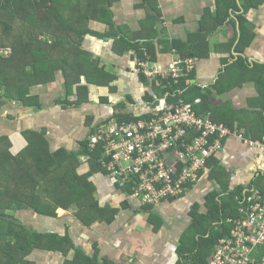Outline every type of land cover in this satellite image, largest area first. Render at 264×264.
Listing matches in <instances>:
<instances>
[{
  "label": "crops",
  "instance_id": "crops-1",
  "mask_svg": "<svg viewBox=\"0 0 264 264\" xmlns=\"http://www.w3.org/2000/svg\"><path fill=\"white\" fill-rule=\"evenodd\" d=\"M111 12V23L92 21V33L82 42L88 58L110 76L109 85L89 84L83 77L69 93L64 74L57 72L55 82L32 88L41 109L5 107L0 136L9 135L14 155L27 144L24 130L44 131L53 150L77 152L97 125L123 111L120 105L126 106L123 112L137 115L154 113L165 102L159 98L153 105L147 99L154 89L135 73L138 52L127 46L149 45L151 66L162 71L179 53L192 55L190 49L195 48L197 65L188 80L189 96L200 102L203 114L210 113L233 132L209 160L196 188L181 200L144 207L115 179L98 172L92 176L96 198L118 211L112 223L88 227L78 219V209H58L57 218L42 216L43 230H36L68 235L75 246L68 259L79 249L90 258L97 255L102 264H188L177 249L192 224V210L199 206L206 211V198L212 193L223 198L264 188V147L250 143L264 140V0H112ZM176 41L185 43V53L170 48ZM81 86L88 87V101L77 106ZM90 169L83 163L80 173ZM37 254L51 255L50 264L67 259L61 252Z\"/></svg>",
  "mask_w": 264,
  "mask_h": 264
},
{
  "label": "trees",
  "instance_id": "trees-1",
  "mask_svg": "<svg viewBox=\"0 0 264 264\" xmlns=\"http://www.w3.org/2000/svg\"><path fill=\"white\" fill-rule=\"evenodd\" d=\"M111 6L112 0H0V121L8 104L41 109V99L31 93L32 88L55 82L57 72L64 74L69 93L74 92L83 77L89 84L109 85L110 76H104L98 64L88 58L82 42L85 36L92 33V21L111 23ZM184 44L176 41L170 48L185 53ZM148 47L139 44L127 46L138 52L135 73L154 89L153 96L149 95L147 99L153 105L154 102L159 103V98L167 103H175L179 99L189 103L197 101L195 96H189L187 78H181L175 84L173 80L169 82L164 78L167 70L159 69L160 74L153 77L137 72L142 62L150 63V66L154 63V56L149 54ZM194 49H190L192 55L179 53V57L195 58ZM4 51H9L8 55ZM154 85L160 89V97L155 94L157 89ZM87 91V86L78 88L79 99L75 105L88 101ZM199 104L195 108L203 114ZM119 107L124 111L126 106ZM123 111L114 117L121 123L150 121L157 117L161 108L150 114L133 115ZM8 117L14 119L12 115ZM22 135L27 144L17 155L12 153L9 135L0 136V264H37L39 261L30 258L36 251L61 252L67 258L71 249L75 248L68 235L30 230L16 221L12 213L33 211L40 216L57 218L58 209L76 208V215L85 226L104 222L110 224L118 211L100 204L92 176L101 172L113 179L115 177L103 164L106 158L103 149L97 147L92 150L88 139L81 144L79 151L69 152L64 148L53 150L44 131L24 130ZM260 141L264 143V140ZM81 157L87 159L91 168L83 174L80 173ZM116 181L131 198L133 181L127 184L119 179ZM259 190L264 193V188ZM243 196V190L223 198L212 193L206 198V211L201 212L199 206L195 207L191 212L192 224L186 234L188 240L185 241L184 236L177 249L180 259L186 257L194 264H208L214 247L221 239L231 235L232 226L228 221L240 217ZM209 254L211 256L207 258ZM61 264L102 263H98L97 255L90 258L77 249L72 259L67 258ZM103 264L113 263L104 261Z\"/></svg>",
  "mask_w": 264,
  "mask_h": 264
},
{
  "label": "built area",
  "instance_id": "built-area-1",
  "mask_svg": "<svg viewBox=\"0 0 264 264\" xmlns=\"http://www.w3.org/2000/svg\"><path fill=\"white\" fill-rule=\"evenodd\" d=\"M196 65V58L178 56L163 76L175 84L181 78L188 82ZM140 66L137 72L147 77L161 72L147 62ZM198 103L165 101L161 112L150 121L121 123L112 118L97 125L88 137L92 150L103 149V164L116 180L123 184L133 181L130 197L141 206L157 208L187 196L204 178L208 162L222 148V141L232 135V130L214 121L210 113L199 114L195 108ZM250 143L264 147L261 142ZM239 216L228 221L231 235L220 240L208 264H264L261 190L244 193Z\"/></svg>",
  "mask_w": 264,
  "mask_h": 264
},
{
  "label": "rangeland",
  "instance_id": "rangeland-1",
  "mask_svg": "<svg viewBox=\"0 0 264 264\" xmlns=\"http://www.w3.org/2000/svg\"><path fill=\"white\" fill-rule=\"evenodd\" d=\"M4 53L6 55H8L9 51H4ZM105 123H107V122H105ZM81 160L83 161L84 166H86L88 164L86 161L87 159L85 157H81ZM16 208H17V205L14 204V209H16ZM12 214L14 215L16 221H18L21 225L28 227L30 230H43V228L41 227V223L42 224L44 223L42 216H39L37 213H34L33 211H27L25 214H23V211H16ZM188 234H189V232H188ZM184 240L185 241L188 240V236L186 234H185ZM192 248H194V247H192ZM44 255H43L44 256L43 257V256H41V254H37V251H36L31 255L30 258L35 259L39 262H43V264H50L51 258H49V257H51V255H46V254H44Z\"/></svg>",
  "mask_w": 264,
  "mask_h": 264
}]
</instances>
